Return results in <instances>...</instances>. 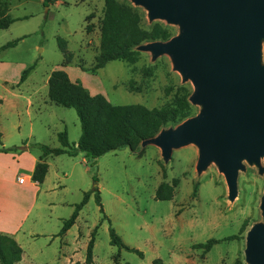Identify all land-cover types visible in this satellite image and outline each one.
Returning <instances> with one entry per match:
<instances>
[{"label": "rangeland", "instance_id": "1", "mask_svg": "<svg viewBox=\"0 0 264 264\" xmlns=\"http://www.w3.org/2000/svg\"><path fill=\"white\" fill-rule=\"evenodd\" d=\"M120 1L135 31H151L159 24L169 28L172 37L178 34V26L150 23L146 10ZM104 9L105 0H0V21L15 19L0 28V146L21 147L0 152V233L13 236L23 248L20 264H85L96 226L94 264H247V232L264 222V176L248 163L240 171L234 201L228 199L225 177L215 164L197 173L195 145L174 150L169 163L154 145H147L141 155L123 147L95 162L83 152L54 156L48 160L45 181L33 186L32 157L42 153L34 144L60 147L58 135L67 131L74 146L82 134L76 110L54 104L48 95L51 73L67 66L59 38L72 55L69 67L80 73L77 81L113 104L152 109L179 100L182 86L193 91L191 82L182 83L168 56L152 61L150 53L140 51L134 62L111 61L94 72L102 51ZM15 40V46L2 49ZM31 65L34 69L20 82ZM192 106L194 116L200 107ZM25 145L31 155L22 154ZM17 176H26V184ZM96 186L104 212L92 192ZM158 191L172 199H157ZM87 192L91 196L75 225L60 235L64 220ZM110 224L143 256L111 245ZM233 235L237 238L223 240ZM211 238L221 241L210 251L196 247Z\"/></svg>", "mask_w": 264, "mask_h": 264}, {"label": "water", "instance_id": "2", "mask_svg": "<svg viewBox=\"0 0 264 264\" xmlns=\"http://www.w3.org/2000/svg\"><path fill=\"white\" fill-rule=\"evenodd\" d=\"M179 32L136 50L152 61L168 56L172 68L191 82L189 101L199 112L145 139L169 163L174 150L195 145L199 175L215 164L225 177L228 199L239 193L246 163L264 176V0H129ZM260 209L264 217V193ZM247 264H264V222L247 232Z\"/></svg>", "mask_w": 264, "mask_h": 264}, {"label": "trees", "instance_id": "3", "mask_svg": "<svg viewBox=\"0 0 264 264\" xmlns=\"http://www.w3.org/2000/svg\"><path fill=\"white\" fill-rule=\"evenodd\" d=\"M45 3L52 0H44ZM122 2L120 0H105L104 19L102 23V51L96 58V63L92 70L94 72L104 68L111 61L134 62L136 56L141 54L136 50L137 46L152 41H167L172 35L169 28L156 24L151 31H135L130 23V18L121 12ZM15 19L9 18L5 22L0 21V28H8ZM18 40L10 41L2 49L15 46ZM62 52L64 53V65H69L72 55L67 50V42L59 38ZM35 65L25 69L21 76L24 82L28 74ZM184 94L179 100L162 107L148 108L142 104L117 105L101 94H92L79 81H72L68 72L63 69L54 70L48 79V95L51 102L67 108L76 110L82 126V134L77 145H71L67 131L59 133L60 147H51L43 143L34 144L42 151L40 161L37 163L32 179L43 183L49 170L46 161L48 156L67 154L77 156L80 152L85 153L89 160L95 162L104 154L118 150L123 147L130 148L131 151L142 154L144 148L141 147L145 139L157 135L163 128L176 126L187 118L193 116V106L189 102L192 93L186 86H182ZM1 137V132H0ZM20 146L6 148L0 146V151H19ZM95 182L97 178L94 177ZM96 203L100 210L104 212L101 193L96 186ZM91 192L85 193L82 202L76 205L70 218L64 220L60 235H64L76 223L80 211L88 202ZM159 200H171L172 195L156 194ZM98 226L91 233V238L86 249L85 264H94V247ZM110 243L120 249L132 251L140 256L143 252L137 248L127 245L123 238L110 224ZM236 236H229L223 240L236 239ZM220 239H209L206 243L197 244L204 252L211 250L213 245L219 243ZM119 256V254H118ZM23 257V248L19 242L10 235L0 233V264H20ZM76 264H80L77 262Z\"/></svg>", "mask_w": 264, "mask_h": 264}, {"label": "crops", "instance_id": "4", "mask_svg": "<svg viewBox=\"0 0 264 264\" xmlns=\"http://www.w3.org/2000/svg\"><path fill=\"white\" fill-rule=\"evenodd\" d=\"M63 69L65 70V71H67L68 72V74H69V76H70V78H71V80L72 81H77V80H79L80 78V73L78 72V70L77 69H73V68H70L69 67V65H67V66H63ZM49 79V78H48ZM20 84V83H19ZM85 86H86V84L85 83H83ZM87 87V86H86ZM94 94H97V92H95ZM4 101V99L3 98H0V104L2 103ZM76 145V144H75ZM22 150L24 151L22 154H24L25 156L26 155H31V150H30V148L27 146V145H25V149H23L22 148ZM0 152H2V151H0ZM7 154V153H6ZM21 154V155H22ZM63 155V154H62ZM79 155V154H78ZM41 156H42V153L41 154H36L35 156H33L32 158H33V164L31 165V171H32V175H33V172H34V169H35V167H36V165H37V163L40 161V158H41ZM57 156H59V155H57ZM52 157H54V156H48V157H46V161L48 162V160L50 159V158H52ZM87 158V157H86ZM49 164V163H48ZM49 171V170H48ZM32 175H30L29 177L32 179ZM18 177V176H17ZM19 178V177H18ZM25 178V181H24V183H20L19 182V179H18V182L20 183V184H26V179H27V177L25 176L24 177ZM33 180V179H32ZM41 183H39V182H36V181H34V183H33V186H39ZM69 231V230H68ZM23 253H24V251H23ZM22 259H23V257H22Z\"/></svg>", "mask_w": 264, "mask_h": 264}, {"label": "built area", "instance_id": "5", "mask_svg": "<svg viewBox=\"0 0 264 264\" xmlns=\"http://www.w3.org/2000/svg\"><path fill=\"white\" fill-rule=\"evenodd\" d=\"M18 179H19V182L20 183H24V181H25V178L24 177H19Z\"/></svg>", "mask_w": 264, "mask_h": 264}]
</instances>
